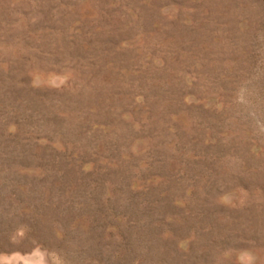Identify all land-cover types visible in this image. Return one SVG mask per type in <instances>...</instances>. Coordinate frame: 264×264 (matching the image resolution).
I'll list each match as a JSON object with an SVG mask.
<instances>
[{
  "label": "rangeland",
  "instance_id": "rangeland-1",
  "mask_svg": "<svg viewBox=\"0 0 264 264\" xmlns=\"http://www.w3.org/2000/svg\"><path fill=\"white\" fill-rule=\"evenodd\" d=\"M0 264H264V0H0Z\"/></svg>",
  "mask_w": 264,
  "mask_h": 264
}]
</instances>
